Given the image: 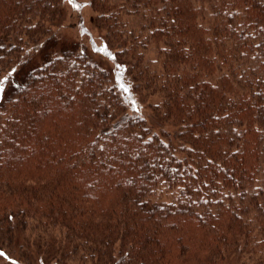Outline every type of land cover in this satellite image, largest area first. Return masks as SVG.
<instances>
[{
  "label": "trees",
  "instance_id": "obj_1",
  "mask_svg": "<svg viewBox=\"0 0 264 264\" xmlns=\"http://www.w3.org/2000/svg\"><path fill=\"white\" fill-rule=\"evenodd\" d=\"M88 3L0 0V264H264V0Z\"/></svg>",
  "mask_w": 264,
  "mask_h": 264
},
{
  "label": "rangeland",
  "instance_id": "obj_2",
  "mask_svg": "<svg viewBox=\"0 0 264 264\" xmlns=\"http://www.w3.org/2000/svg\"><path fill=\"white\" fill-rule=\"evenodd\" d=\"M65 23L64 33L85 42L92 49L95 44H102L99 39L100 31L94 26V12L88 0H64ZM62 27V26H61ZM122 83L128 82L126 75H121ZM135 97V96H134ZM139 109L138 107H136ZM170 193L167 194L169 198Z\"/></svg>",
  "mask_w": 264,
  "mask_h": 264
},
{
  "label": "snow or ice",
  "instance_id": "obj_3",
  "mask_svg": "<svg viewBox=\"0 0 264 264\" xmlns=\"http://www.w3.org/2000/svg\"><path fill=\"white\" fill-rule=\"evenodd\" d=\"M0 90H3V81H0ZM0 255H2V253H0Z\"/></svg>",
  "mask_w": 264,
  "mask_h": 264
}]
</instances>
